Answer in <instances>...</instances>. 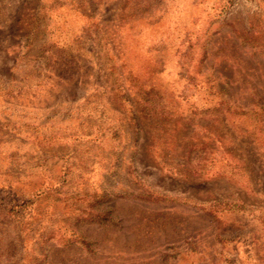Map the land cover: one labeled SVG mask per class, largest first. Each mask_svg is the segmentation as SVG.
Returning a JSON list of instances; mask_svg holds the SVG:
<instances>
[{"label":"rangeland","instance_id":"obj_1","mask_svg":"<svg viewBox=\"0 0 264 264\" xmlns=\"http://www.w3.org/2000/svg\"><path fill=\"white\" fill-rule=\"evenodd\" d=\"M0 264H264V0H0Z\"/></svg>","mask_w":264,"mask_h":264}]
</instances>
